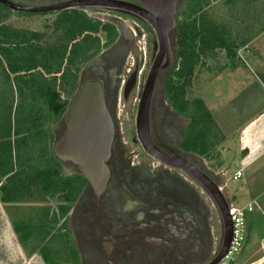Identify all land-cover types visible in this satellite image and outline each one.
I'll list each match as a JSON object with an SVG mask.
<instances>
[{
	"label": "flooded vegetation",
	"instance_id": "af4514ba",
	"mask_svg": "<svg viewBox=\"0 0 264 264\" xmlns=\"http://www.w3.org/2000/svg\"><path fill=\"white\" fill-rule=\"evenodd\" d=\"M9 1L20 5L43 6L70 0ZM119 1L144 7L140 0ZM86 9L107 10L109 18L103 23L113 25L118 33L112 47L98 52L84 70L91 73L89 78H99L102 81L105 102L113 125V140L110 156L106 161L109 171L106 187L97 193L91 182L83 176V186L70 215L74 239L71 253L75 258L78 254L80 264H210L217 256L216 248L220 241L219 211L214 209L208 197L203 196L204 189L201 185L184 170L168 166L148 155L137 135L131 134L132 131L129 130L125 135L117 115L116 96L123 76L120 72L124 62L121 49L138 36L128 20L149 29L154 46L156 39L153 29L143 17L125 9L72 7L48 13L54 15L56 21L66 12L87 15ZM48 13L22 12L21 15H13L19 17L29 14L28 17H34ZM115 18L122 19L128 25L131 39L123 37ZM56 32L55 37L59 38L60 30ZM102 32L107 37V31ZM175 64L176 57L173 54L169 66L159 72L151 104V135L161 150L166 153L175 151L209 175L196 160L186 157L180 144L178 147L177 142L169 139L167 141L154 121L155 117H159L162 107L168 105L163 98L164 91L159 86L166 83ZM123 71L126 72V66ZM133 74L122 82L125 99L132 89L126 95L125 90ZM82 80L85 79L81 77ZM61 124L64 129L56 133V141L61 139L66 130L63 119ZM57 160L77 169L76 164L70 161ZM78 174L81 175L80 172Z\"/></svg>",
	"mask_w": 264,
	"mask_h": 264
},
{
	"label": "trees",
	"instance_id": "16d2710c",
	"mask_svg": "<svg viewBox=\"0 0 264 264\" xmlns=\"http://www.w3.org/2000/svg\"><path fill=\"white\" fill-rule=\"evenodd\" d=\"M202 5V0H195L188 14L192 18L189 19L185 13L187 20H180L177 25V59L165 85L166 95L178 111L191 110L201 103V100H190L188 93L197 70L204 65L208 54L216 50L231 53L236 49L226 30L203 14ZM21 13L0 3V70L3 71L11 96L9 102L4 98L0 101V134L6 130V135L11 136L13 132V135L24 137L28 144H40L46 118L51 111L57 120L62 118L81 82L83 65L99 52V33L107 31L108 44L116 40L118 33L113 25H104L84 13L66 12L55 21L53 27L54 31L60 30L61 36L47 41L44 32L8 21L12 14ZM197 14L198 16L194 17ZM14 91L19 97L15 106ZM206 115L204 119L209 120L208 112ZM20 140L22 139L15 142ZM204 140V137H194L186 143V147L191 149L202 146L204 151H207L210 145L204 143ZM12 152L13 148H9L0 154V179L7 176L0 184V200L3 203H41L45 201L48 190L62 192V201L72 203L76 200L83 186V175L78 174L75 179L57 182L53 180V177L57 176L55 171L35 166L36 161L28 151L17 149V155ZM203 153L205 154L202 150ZM69 210V206H62V213H68ZM43 213V219L49 220V211ZM24 227L27 231L21 235L22 227L19 224L13 226L22 245L31 231L37 228L30 224H24ZM29 229L31 231H28ZM42 237V240L47 242L39 250L44 263L59 264V259L56 258L59 257V252L50 246L52 236L49 231ZM61 251L63 252V249Z\"/></svg>",
	"mask_w": 264,
	"mask_h": 264
},
{
	"label": "rangeland",
	"instance_id": "374dc122",
	"mask_svg": "<svg viewBox=\"0 0 264 264\" xmlns=\"http://www.w3.org/2000/svg\"><path fill=\"white\" fill-rule=\"evenodd\" d=\"M195 2V0H177V14H176V23L178 25V22L180 20H187V16L189 14V9L191 8V5ZM202 7H203V14L207 16V18L210 21L213 22H219L221 25H223L224 30L229 29V22L231 21L230 17V11H232L233 14H235L239 20H242L243 18H247L248 14H251L252 10H256L258 8V4H254L249 2L248 0H202ZM251 4V5H250ZM255 6V7H254ZM254 7V8H253ZM255 12V11H253ZM87 16L93 20L97 21H105V19L109 18V15H107V10L102 9H86ZM186 13L187 16H184ZM106 14V15H105ZM29 14L26 16H15L11 15L8 18V21H10L12 24L23 26L35 31H41L44 32L46 35V40L51 41L54 40L56 37L57 32L54 31L53 26L55 22L54 15H50L49 13L47 15H39L34 17H28ZM195 15L194 17H197ZM191 19L192 17H189ZM128 23L130 24V27L135 29L138 36L133 40L132 42L127 43L122 49L121 53L124 56V62L121 70L122 78L120 80L119 87L117 89V115L120 116V122H121V128L126 135L127 132L130 130L132 131V135L136 134V113L138 104L140 101L141 93L148 75V72L153 64V61L155 59V55L157 52V39L156 34L153 30L154 38L156 39V44L154 43L153 46V40L149 36V29H147L142 24H135L134 22L128 20ZM176 25V28H174L171 31V44L173 53H177V41L179 39V31L178 26ZM227 33H229L227 31ZM230 34V33H229ZM232 34V33H231ZM99 36L101 37V45L99 47V52L104 49H110L113 42L107 43V38L105 34L101 31L99 33ZM149 36V37H148ZM232 37V36H231ZM238 42V41H237ZM237 48L231 52L228 53L226 51H212L209 53V56L204 60V66L199 68L196 72V78L193 82L192 87L189 89L188 97L190 100L199 101L201 103L198 104V106L192 108L191 110H185V111H178L175 109L171 104L170 101L166 95V85H160L159 89H163V98L164 101L168 103L166 107H162L159 117H155L154 121L157 124V128L162 134L163 137H165L168 141H175L177 142V145L181 151L184 152L186 157L188 159H191L192 161L196 160L205 171L209 173V175L216 180L215 171L212 168L210 164L208 165L207 162H210V158L213 156L215 151H217L219 148L215 146V143L217 142L216 137V125L214 123L213 117L211 112L209 111L208 107L212 110H216L215 105H219L220 100L224 99L222 98L223 94L227 92L228 88V82L226 77L223 79H218L215 81H211L217 73L224 71L227 72L230 69L231 63H239L243 59H241V54L246 50L244 48V44L238 42L236 43ZM220 52L221 55H217V53ZM237 55V56H236ZM94 58V57H92ZM92 58L90 60H92ZM177 59V58H176ZM88 60L82 67V78L88 79L91 77V73L89 71H84L86 64L90 62ZM242 63V62H241ZM126 66V72L123 71L124 67ZM208 68H214L212 71H209ZM216 69V70H215ZM254 69V68H252ZM221 70V71H220ZM137 75L136 82L133 85L131 91L128 94V98H123L122 93V82L127 76H130L131 74L135 73ZM218 72V74H219ZM258 72V70H257ZM3 71L0 70V101L1 98H4L7 100V102L10 101V90L7 86V82L4 79ZM221 92V95L220 94ZM228 94V92H227ZM226 94V100L229 99L231 95ZM15 100V97H14ZM120 100L121 106H120ZM165 103V102H164ZM16 100L14 102V106L16 105ZM203 104V105H202ZM207 104V105H206ZM165 105V104H164ZM45 107L48 109L49 106L45 105ZM227 107V106H226ZM226 107H219L220 116H223L224 119H227V108ZM124 109V111H122ZM1 110V109H0ZM208 112L209 120L204 119ZM215 112V111H214ZM217 113V112H216ZM0 119H1V111H0ZM63 119V116L60 120H57L55 117V114L51 111L49 116L45 120V125L43 127L44 134L41 133L42 143L39 144L37 142L27 144L25 146H22L21 149L28 151L33 158L36 161L35 166L41 168H51L55 171V175L53 177L54 181L57 182H63L69 178L75 179L76 175L79 173V171L74 168L73 166H70L68 164H65L63 162H59L54 155V142L56 141V133L63 128L61 124V120ZM130 122V124H128ZM130 126V128H129ZM4 133L6 130H3ZM197 131V133H195ZM194 137H199L206 140V143L209 145L211 144L210 148L206 151L207 155L203 156L200 154L201 148L196 146L195 148L188 149L186 147V143L190 142L194 139ZM220 141V140H219ZM221 142V141H220ZM218 143V142H217ZM231 143V142H230ZM232 144V143H231ZM224 149V148H222ZM233 152V147L232 151ZM222 153V151H221ZM203 157V158H201ZM206 162H204V160ZM190 180V178L188 177ZM218 183V182H217ZM219 184V183H218ZM203 196L209 197L208 194L203 190ZM62 192H56L55 190H48L46 199L44 202L37 203V202H26V203H20L15 205H10L8 209V215L10 217L12 228L15 224H19L23 229L21 231V235L23 233H26V229L24 227V224H30L34 225L36 230L31 231L30 229L28 231H31L32 233L29 234V237L25 240L24 245L21 244L22 250L24 252V255L26 258H30L32 255L37 254L42 257V255L39 253L40 248L42 249L46 241L42 240V236L44 233L48 230L50 233V236H52V244L50 246L53 247L54 250L59 252V258L56 257L59 264H80V257L77 254L74 256V254L71 253V246L74 244L73 234L71 232V222H70V215L71 210L74 206V202H67L61 200ZM38 205H37V204ZM40 204H43L45 208H48L50 219L44 220V211L41 210ZM62 206H69L70 210L68 213H62ZM19 228V227H18ZM14 230V229H13ZM20 231V230H19ZM15 236H17L16 232L14 231ZM19 235V234H18ZM18 239V238H17ZM70 246V247H69ZM63 249V252L61 251ZM30 255V256H29ZM44 261V260H43ZM29 264V263H28Z\"/></svg>",
	"mask_w": 264,
	"mask_h": 264
},
{
	"label": "crops",
	"instance_id": "0c3cea01",
	"mask_svg": "<svg viewBox=\"0 0 264 264\" xmlns=\"http://www.w3.org/2000/svg\"><path fill=\"white\" fill-rule=\"evenodd\" d=\"M248 1L258 4V8L242 20L230 11L231 21L227 30L235 45L240 42L246 48L242 54L239 52L242 63H231L227 72L217 70V75L211 79L213 82L226 77L228 94L225 92L222 96L220 92L224 99L215 105L216 110L207 106L216 125L218 143L215 146L219 148L207 163L214 169L229 204L254 206V210L247 214V238L236 264H264V0ZM216 23L223 28L219 22ZM208 69L212 71L214 68ZM226 94L231 95L227 100ZM14 97L17 103L16 91ZM219 107L227 108V121L223 116L219 118ZM11 133V136L0 134V154L9 148H13V155H17V149L26 152L21 149L28 144L25 138ZM18 139L22 140L15 142ZM199 147L200 154L206 156L204 147ZM238 171H242V175L234 179ZM6 177H2L0 182L3 183ZM15 204L20 203H3L0 200V264H45L40 255L25 257L8 215L9 206ZM41 210L48 208L43 206Z\"/></svg>",
	"mask_w": 264,
	"mask_h": 264
},
{
	"label": "water",
	"instance_id": "95a60500",
	"mask_svg": "<svg viewBox=\"0 0 264 264\" xmlns=\"http://www.w3.org/2000/svg\"><path fill=\"white\" fill-rule=\"evenodd\" d=\"M144 7L119 0H70L52 5H20L0 0L16 12L48 13L72 7H108L125 9L143 17L152 27L157 39V52L148 72L136 113V135L144 151L164 164L184 170L198 182L216 204L223 221V240L218 255L210 264H217L227 253L233 233L229 215V203L224 192L208 174L175 151L166 153L153 141L150 130L152 98L159 72L167 68L173 57L170 32L176 28L177 0H140ZM115 23L125 39H131L128 25L120 18ZM165 63H162L163 60ZM136 74L130 77L125 93L136 82ZM66 130L54 143V155L62 161L76 164L81 175L87 178L97 193L107 184L109 171L106 164L113 140V125L106 106L102 81L99 78L82 80L63 115ZM1 183V182H0Z\"/></svg>",
	"mask_w": 264,
	"mask_h": 264
},
{
	"label": "built area",
	"instance_id": "2783aa9c",
	"mask_svg": "<svg viewBox=\"0 0 264 264\" xmlns=\"http://www.w3.org/2000/svg\"><path fill=\"white\" fill-rule=\"evenodd\" d=\"M121 106V103H120ZM124 111V109H122ZM122 115L120 114L119 118ZM242 175V171H238L234 175V179H239ZM220 189L223 191V186L219 185ZM208 199L211 201L212 206L216 211H219L216 204L212 200V198L209 196ZM254 210V206L252 204H249L244 207L235 206L232 204H229V215L232 220L233 224V233H232V239L229 246V249L225 256L221 259V261L217 264H236V258L238 254L242 251L244 248L246 238H247V214L249 212H252ZM218 224L220 227V241L218 243V246L216 248V254L218 255L220 251V246L222 244V238H223V221L220 216V213L218 215Z\"/></svg>",
	"mask_w": 264,
	"mask_h": 264
}]
</instances>
